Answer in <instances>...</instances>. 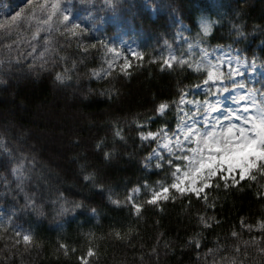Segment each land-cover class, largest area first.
I'll use <instances>...</instances> for the list:
<instances>
[{"label": "trees", "instance_id": "1", "mask_svg": "<svg viewBox=\"0 0 264 264\" xmlns=\"http://www.w3.org/2000/svg\"><path fill=\"white\" fill-rule=\"evenodd\" d=\"M0 3L15 12L27 0ZM111 16L137 37L127 69L109 63ZM220 49L256 69L235 83L264 99V0H48L0 28V264H264V232L246 227L264 220V179L206 188L207 203L175 189L149 203L148 186L171 181L150 159L159 142L140 132H176L230 89L226 75L197 87L227 73Z\"/></svg>", "mask_w": 264, "mask_h": 264}, {"label": "snow or ice", "instance_id": "2", "mask_svg": "<svg viewBox=\"0 0 264 264\" xmlns=\"http://www.w3.org/2000/svg\"><path fill=\"white\" fill-rule=\"evenodd\" d=\"M25 7L44 10L48 7V0H45L44 4H34V0H27ZM25 7H21L19 11H15V15L11 17V22H15L21 17L25 11ZM58 8V3L51 4V11L53 13ZM63 19L67 21L69 18L65 15ZM3 26V22H0V27ZM208 30V26L205 25L204 31L207 32ZM40 55L43 56L44 53L41 52ZM109 63L111 64V62ZM218 71L219 65L216 66V72ZM237 74V70L231 68L228 69L226 74L221 73L220 75H216L214 71L210 70L207 79L203 81L202 85H198L197 87H208L209 92H211L212 87L208 84V81L224 79L225 75L228 79H231ZM58 78L60 77L58 76ZM237 86L233 82L232 87L235 88ZM221 90L227 92L229 89L227 86L223 88L217 87V92ZM256 91L255 89H249L247 96H239L238 99L240 101L246 102L251 100V104L248 105L246 103L244 112L240 116L235 111H232L224 117L223 121L219 118L212 119V114L217 111L218 106L210 105L204 112H201L198 108L196 115H204V124L206 125L211 120L210 128H201L195 123L194 119L190 125L186 126L182 118L177 123L179 135L176 132H172L171 129L166 131L164 128H160L155 132H140V136L143 139L153 138L158 142L163 141V147L166 149L167 155H164L163 152L157 153L155 149L150 155H155L157 160L155 167L163 169L167 178L171 181L170 183L162 181L158 189L148 186L151 191L149 203L155 205L160 200H167L169 198V189H175L181 194H193L197 198L204 199L207 203L208 194L204 191L206 188L213 186L216 188H232L233 186H240L241 181H257L258 177L264 179V155L258 159H245L243 163L240 160V157L250 149L264 153V99L257 102ZM183 102L184 97L182 95L180 103ZM167 107L166 103H161L157 111L163 113ZM253 109L255 115L249 116V113ZM240 118L244 120V126L232 122L234 119ZM116 134L119 135V132ZM169 134H171V138ZM186 142H194L195 146L186 147ZM105 155L108 154L105 153ZM148 166H152L150 161ZM132 191H139V188H133ZM109 198L111 199V197ZM172 198L175 199V197ZM128 199H131V197H128ZM113 203L118 204L120 201L113 200ZM134 208L139 213L141 205L135 204ZM200 219L201 223H207L204 217ZM257 226L264 232V220L260 221L259 225H246L249 230ZM232 235L235 237L238 234L233 232ZM31 239L30 235L23 236L25 242H30ZM192 239L195 240L196 244H199V240L196 237ZM252 242L254 243L255 241ZM243 243L248 244L249 241H244ZM260 250L264 251V248ZM209 251L212 250L210 249ZM88 254H93L91 249H89ZM226 260L227 264H237L235 257L226 258ZM85 264H87V261H85Z\"/></svg>", "mask_w": 264, "mask_h": 264}, {"label": "rangeland", "instance_id": "3", "mask_svg": "<svg viewBox=\"0 0 264 264\" xmlns=\"http://www.w3.org/2000/svg\"><path fill=\"white\" fill-rule=\"evenodd\" d=\"M23 1V0H21ZM15 15V12L11 9L10 5L6 3H0V22H3L4 26L8 25L11 23V17ZM68 16V21L71 24H76L80 26H90L91 29H102V24H95L93 21H88V18L85 16H81L80 14H64L63 16ZM109 22L114 25L115 27V33L111 37H107L105 40V46L108 48V54H109V59L111 60V65L113 66L115 63H119L121 67L124 69L128 68V65L130 63V59L133 57H136L138 55V41L137 37L135 34V31L126 26L123 22L118 21L115 19L113 16L109 18ZM101 22L106 24L107 23V18L101 19ZM92 24V25H89ZM3 26V27H4ZM72 26V25H71ZM0 27V28H3ZM169 52V48H167ZM220 53V62L219 65L221 67H226V70L228 71L229 68L237 70L238 74L232 77V81L236 82L241 79L245 73L249 75V77H252L255 74L256 69L250 67L246 60L239 54L237 51H232V50H218ZM173 57V54L169 52L167 56V60ZM249 93L248 90H246L242 86H237L233 88L232 86L227 92H223L222 94H217L213 97V102L208 104L206 110L209 108L210 105L212 106H218L217 111L212 114V119L219 118L221 121L224 120V117L226 115H229L232 111H235L238 116L244 112V108L246 106V103L248 105L251 104V100H248L246 102L240 101L238 99L239 96H247ZM256 96V95H255ZM257 99V97H256ZM258 102V99H257ZM255 115L254 109L249 113V116ZM204 115L201 117H198L195 120V123L200 126L201 128H210L211 127V120L209 121V124H204ZM185 125H190L192 123L191 119H185L183 121ZM233 123H238L244 126V120L242 118L240 119H234L232 121ZM177 135H179V129L176 130ZM171 138V135H170ZM174 142V140H173ZM159 145V146H158ZM156 151L157 153L160 152H167L166 149L163 147V141H159ZM34 146V145H32ZM40 146L38 143L35 144V149L38 150L39 152H42L39 150ZM195 146V144H194ZM41 147V146H40ZM259 151L255 149H250L248 150L247 153H244L242 157H240L241 162L245 159H249L252 156L258 154ZM156 158L155 155H151L150 159ZM51 164H55L56 160L55 158H50L49 159ZM54 169V168H53ZM55 170V169H54ZM40 176V174H39ZM60 178V177H59ZM41 180V176L39 177ZM2 215L0 216V219L4 220L7 218L6 212H2ZM22 229L20 228V231Z\"/></svg>", "mask_w": 264, "mask_h": 264}]
</instances>
